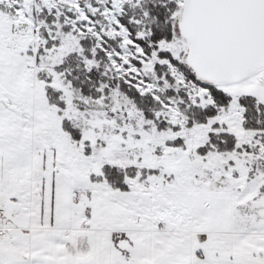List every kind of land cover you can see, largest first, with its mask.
I'll return each mask as SVG.
<instances>
[{
  "label": "snow or ice",
  "instance_id": "snow-or-ice-1",
  "mask_svg": "<svg viewBox=\"0 0 264 264\" xmlns=\"http://www.w3.org/2000/svg\"><path fill=\"white\" fill-rule=\"evenodd\" d=\"M0 264H264V0H0Z\"/></svg>",
  "mask_w": 264,
  "mask_h": 264
}]
</instances>
